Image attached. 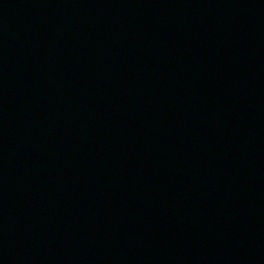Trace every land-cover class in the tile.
I'll return each instance as SVG.
<instances>
[{
    "label": "water",
    "instance_id": "water-1",
    "mask_svg": "<svg viewBox=\"0 0 264 264\" xmlns=\"http://www.w3.org/2000/svg\"><path fill=\"white\" fill-rule=\"evenodd\" d=\"M0 264H264V0H0Z\"/></svg>",
    "mask_w": 264,
    "mask_h": 264
}]
</instances>
